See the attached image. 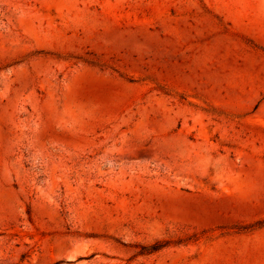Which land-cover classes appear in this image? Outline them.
<instances>
[{
  "label": "rangeland",
  "instance_id": "374dc122",
  "mask_svg": "<svg viewBox=\"0 0 264 264\" xmlns=\"http://www.w3.org/2000/svg\"><path fill=\"white\" fill-rule=\"evenodd\" d=\"M0 264H264V0H0Z\"/></svg>",
  "mask_w": 264,
  "mask_h": 264
}]
</instances>
